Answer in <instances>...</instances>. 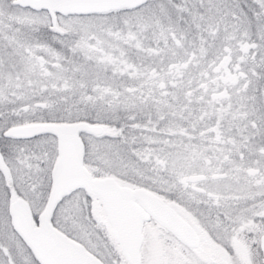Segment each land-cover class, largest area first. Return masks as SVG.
<instances>
[{
  "label": "snow or ice",
  "instance_id": "6c2138e0",
  "mask_svg": "<svg viewBox=\"0 0 264 264\" xmlns=\"http://www.w3.org/2000/svg\"><path fill=\"white\" fill-rule=\"evenodd\" d=\"M0 264H264V0H0Z\"/></svg>",
  "mask_w": 264,
  "mask_h": 264
}]
</instances>
